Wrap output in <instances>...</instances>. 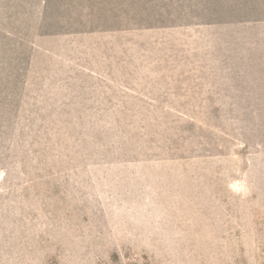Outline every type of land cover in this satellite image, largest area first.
<instances>
[{"label":"rangeland","instance_id":"374dc122","mask_svg":"<svg viewBox=\"0 0 264 264\" xmlns=\"http://www.w3.org/2000/svg\"><path fill=\"white\" fill-rule=\"evenodd\" d=\"M0 264H264V0H0Z\"/></svg>","mask_w":264,"mask_h":264}]
</instances>
